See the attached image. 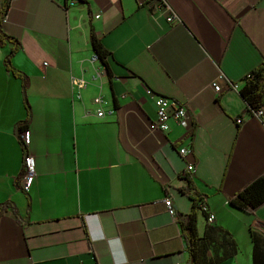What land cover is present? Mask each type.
Wrapping results in <instances>:
<instances>
[{
  "label": "crops",
  "instance_id": "0c3cea01",
  "mask_svg": "<svg viewBox=\"0 0 264 264\" xmlns=\"http://www.w3.org/2000/svg\"><path fill=\"white\" fill-rule=\"evenodd\" d=\"M165 1L169 9L156 11L134 0H7L1 29L18 42L11 65L23 78L6 69L14 46L6 41L0 264H190L177 215L189 213L196 196L214 216L207 225L197 212L208 259L242 264L244 240L245 264H253L252 235L264 246V204L249 215L228 199L264 173V111L250 112L239 94L264 68V0ZM91 32L109 53L110 76L92 62ZM98 68L101 80L92 78ZM72 77L89 81L80 99ZM146 89L186 107L189 128L170 121L167 132L152 130L156 109ZM96 96L103 118L92 113ZM19 128L29 130L35 160L28 194L18 185ZM187 178L194 189L184 193Z\"/></svg>",
  "mask_w": 264,
  "mask_h": 264
},
{
  "label": "trees",
  "instance_id": "16d2710c",
  "mask_svg": "<svg viewBox=\"0 0 264 264\" xmlns=\"http://www.w3.org/2000/svg\"><path fill=\"white\" fill-rule=\"evenodd\" d=\"M8 2L3 5L7 8ZM2 21L0 19V46H4L8 41L14 44L13 48L9 51L5 58L6 69L12 72L16 77L23 78L21 72L17 71L11 65V58L18 49V42L16 39L7 36L1 29ZM90 43L94 56L106 68L108 76H110L109 68L106 63V58L109 53L103 48L100 40L91 32ZM239 94L246 103L250 112L263 113L264 111V68H258L253 71L245 80L244 86L239 90ZM26 101V100H25ZM27 108V118H29V108ZM28 120V119H27ZM21 129V128H20ZM188 186L183 189L184 193H189L194 189L192 181L187 178ZM192 200V209L187 214H178V223L181 226L184 238L187 243V250L189 252L190 264H218L219 260H210L206 255V249L202 246V239L198 236L197 232V212L199 211L198 203L201 201L199 196L190 197ZM228 204L243 213L252 215L257 209L264 204V173L249 182L242 189L237 191L233 196L228 199ZM4 211L3 206L0 207V215ZM207 230L205 232V236ZM204 236V237H205ZM228 233H224L223 237L226 238ZM252 242L254 244L252 251V263L264 264V246H257L258 240L252 235ZM231 243L235 248L233 241ZM235 252V250H234Z\"/></svg>",
  "mask_w": 264,
  "mask_h": 264
},
{
  "label": "built area",
  "instance_id": "2783aa9c",
  "mask_svg": "<svg viewBox=\"0 0 264 264\" xmlns=\"http://www.w3.org/2000/svg\"><path fill=\"white\" fill-rule=\"evenodd\" d=\"M138 6H145L149 9L160 11L162 9H169V6L165 0H134ZM77 0H73L72 4L76 3ZM99 15H96L95 18H98ZM0 19L2 21V24H5L8 21V8H3L0 12ZM172 16L167 18V21H171ZM98 59L96 56L92 57V62H97ZM104 76H106L104 69L98 68L95 71V76L92 77L93 79H99L101 80ZM224 80V76L222 74H219L216 78V82L213 84V89L216 93H219L221 91V86L219 85V82H222ZM89 85V81H87L83 77H72L70 86H71V93L74 95L76 99L81 98V93L83 90L87 88ZM146 93L150 95V97L153 100L155 109H156V119L152 123V130L158 131V132H167L170 129L169 122L175 121L179 126L182 128H189L190 125V116L189 112L182 104L169 99L162 95L153 94L150 89H146ZM92 104L94 105V108L92 110V113L97 118H103L104 116V110L103 105L104 101L102 100L101 96H96L92 100ZM91 113V112H90ZM257 115H261V113L253 112ZM237 123H241V119L237 120ZM17 134L20 140V143L24 149V156H23V172L22 176L19 179L18 185L20 190L28 194L36 172H35V160L33 156L27 152V149L30 144V132L28 129H18ZM178 152L181 156L187 155L189 152L186 147H180L178 148ZM187 171L189 173L194 172V166L193 164H189L187 166ZM164 204L167 208V211L170 215H174V210L171 206V198L166 197L164 199ZM199 211L205 214V220L207 225H212L214 223V216L208 212V209L204 203L203 200L199 201L198 203ZM92 264H98V263H92Z\"/></svg>",
  "mask_w": 264,
  "mask_h": 264
},
{
  "label": "rangeland",
  "instance_id": "374dc122",
  "mask_svg": "<svg viewBox=\"0 0 264 264\" xmlns=\"http://www.w3.org/2000/svg\"><path fill=\"white\" fill-rule=\"evenodd\" d=\"M242 246L241 247V252H242V264H245L246 263V255H247V246L245 244V241L243 240L242 241Z\"/></svg>",
  "mask_w": 264,
  "mask_h": 264
}]
</instances>
